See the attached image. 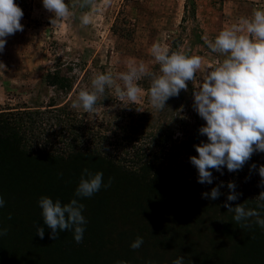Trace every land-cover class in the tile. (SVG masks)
I'll list each match as a JSON object with an SVG mask.
<instances>
[{
	"label": "rangeland",
	"instance_id": "rangeland-1",
	"mask_svg": "<svg viewBox=\"0 0 264 264\" xmlns=\"http://www.w3.org/2000/svg\"><path fill=\"white\" fill-rule=\"evenodd\" d=\"M66 3L71 5L73 0ZM96 4L98 11L93 12L89 25L82 26L79 20L87 9L76 8L73 17L52 26L53 14L44 8L43 0L34 1L31 14L21 19L23 31L6 37L5 48L0 51V110L48 104L56 94L43 85L42 79L59 59L80 77L74 86L77 94L91 87L95 73L127 71L130 61H143L150 70H159L151 54L154 43L170 52L201 56L202 69L192 81L198 87L202 74L224 58L212 52L203 37L214 40L225 27L250 17L254 8H264V0H96ZM87 73L90 77L82 82ZM141 81L137 83L143 89ZM76 96L63 101L72 102ZM147 96L143 89V98L136 103L144 104ZM120 102L95 112L78 111L89 114V120L96 123L106 114L117 113ZM253 154L264 156L259 151ZM95 167L88 171L103 172L102 191L91 197H75L80 176L90 168L80 159L69 164H20L8 154L0 155V196L5 201L0 207V228L8 229L7 235L0 236V264H62L66 259L60 258L61 251L71 247L111 249L119 261L121 257L126 262L130 256L138 260L140 255L152 256L161 264H173L180 256L184 263L190 259L192 264L232 261L230 251L218 245L206 248V254L186 249L192 240L225 239V235L205 229L208 216L178 208L164 194L144 187L140 190L137 183L121 177L111 179V185L105 187L110 170ZM113 191H117L115 198ZM42 196L62 204L76 198L84 205L82 215L87 223L82 242L75 241L72 230L58 233L56 240L51 238L52 230L44 224L39 206ZM260 216L264 218V212ZM185 224H192V230L168 229ZM37 227L45 229L43 239L36 234ZM137 237L143 238V244L134 250L130 245Z\"/></svg>",
	"mask_w": 264,
	"mask_h": 264
},
{
	"label": "trees",
	"instance_id": "trees-1",
	"mask_svg": "<svg viewBox=\"0 0 264 264\" xmlns=\"http://www.w3.org/2000/svg\"><path fill=\"white\" fill-rule=\"evenodd\" d=\"M34 1L15 0L24 12L23 17L31 14ZM73 71L59 59L56 67L43 77V85L56 94L48 104L0 110V155L8 154L20 164L40 161L69 164L80 159L86 168L90 167L87 169L107 166L109 178L121 177L137 183L135 185L140 190L144 187L164 194L178 208L191 210L199 217L208 216L205 226L208 232L225 235L220 242L192 240L186 249L206 254V248L218 245L223 251H230L232 256V261L224 264H264V228L255 223V217L247 222L248 227L240 228V224L234 221L235 213L224 207L231 191L227 184L234 182L235 191L240 195L236 201L229 202L231 206L244 204L246 209L264 212V208L258 207L264 201L257 198L264 192V187L260 186L264 178L259 175L264 156L252 154L242 169L235 172H229L226 165L222 166L223 174L210 169L214 177L212 184L198 183V170L190 162V157L198 156L194 145L208 142V138L199 133L206 121L193 107V82L188 81L187 90L182 89L178 97H170L163 110L152 108L147 96L144 104L120 102L117 113L106 114L99 122L93 123L89 114H81L71 107V100L63 101L77 95L74 86L80 77ZM153 71L159 70L155 68ZM89 77L88 73L84 75L82 82ZM141 85L148 93L149 78H143ZM117 101L119 99L106 90L98 100L96 110L110 107ZM253 164L255 169H252ZM221 182V195L217 199L202 198L203 193H210ZM116 195L117 191H113L114 198ZM142 208L140 206L139 210ZM168 229L188 231L192 230V224ZM65 249L61 251L60 258L64 257L66 263L62 264L119 262L116 252L111 249ZM137 258L130 256L127 264H161L152 256L140 255ZM184 264L192 263L189 259Z\"/></svg>",
	"mask_w": 264,
	"mask_h": 264
},
{
	"label": "clouds",
	"instance_id": "clouds-1",
	"mask_svg": "<svg viewBox=\"0 0 264 264\" xmlns=\"http://www.w3.org/2000/svg\"><path fill=\"white\" fill-rule=\"evenodd\" d=\"M43 6L53 14L51 25L74 16V9H87L79 15L82 26H87L93 19V12L98 11L96 0H73L70 5L66 0H43ZM22 8L15 0H0V51L6 44V37L23 31ZM207 47L224 58L202 74V83L195 86L194 109L206 121L199 133L208 138L194 145L198 156H191L190 162L198 170V183L212 184L213 173L210 169L222 172V166L229 172L242 169L256 151L264 152V8H254L250 17H243L237 23L219 31L214 40L203 37ZM151 54L159 64V71L150 70L143 61L128 62L127 71L114 74L112 71L95 73L91 78V87L81 89L72 101L73 109H83L85 113L95 112L98 100L106 89L112 90L121 102H137L143 98V89L137 83L147 77L150 80L148 99L152 108L163 110L166 101L178 97L181 90H187L188 81H195L196 74L202 69V57L188 55L182 51L170 52L160 43H154ZM256 165H252L255 169ZM259 175L264 178V165L259 168ZM103 172L92 173L88 169L80 178L75 197H91L102 187ZM112 183L109 179L105 187ZM223 182L202 194V198L217 199ZM264 187V179L261 181ZM230 194L224 207L235 213L234 221L240 228L248 227L250 218L264 228V218L255 209H246L244 204L231 206L240 194L236 193V184L228 182ZM264 201V192L257 197ZM5 201L0 196V207ZM44 224L50 228L51 238L56 240L58 233L72 230L77 243L82 242L87 221L82 215L84 205L73 198L67 204L42 196L39 200ZM264 208V204L258 205ZM9 215L8 219H11ZM7 228H0V236L7 235ZM36 234L44 238L45 229L37 227ZM143 238L137 237L130 245L138 249ZM118 264H127L119 261ZM173 264H184L180 256Z\"/></svg>",
	"mask_w": 264,
	"mask_h": 264
}]
</instances>
